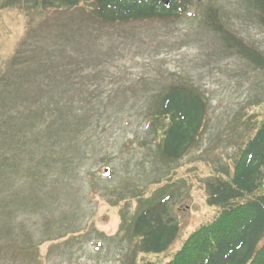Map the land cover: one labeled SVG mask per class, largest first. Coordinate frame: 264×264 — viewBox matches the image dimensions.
<instances>
[{"label":"rangeland","instance_id":"rangeland-1","mask_svg":"<svg viewBox=\"0 0 264 264\" xmlns=\"http://www.w3.org/2000/svg\"><path fill=\"white\" fill-rule=\"evenodd\" d=\"M254 1L196 0L179 17L111 24L86 1L71 10L0 0V155L13 157L0 169V264H166L220 213L208 184L232 177L264 121V70L227 46L208 13L264 55ZM177 83L204 96L207 114L173 161L160 151L156 115ZM41 95L73 101L75 122L55 125L51 145L34 138L48 124L34 133L22 124L43 112ZM164 200L178 235L163 252L147 250L137 217Z\"/></svg>","mask_w":264,"mask_h":264},{"label":"trees","instance_id":"trees-1","mask_svg":"<svg viewBox=\"0 0 264 264\" xmlns=\"http://www.w3.org/2000/svg\"><path fill=\"white\" fill-rule=\"evenodd\" d=\"M83 1L90 4L88 10L93 13L91 17L112 24L179 17L188 12L196 0H61V3L74 10L80 8ZM254 2L264 25V0ZM208 18L228 47L264 70V55L225 29L217 9H210ZM44 98L40 96L41 100ZM40 99L35 101L36 105L41 103ZM45 99L40 116L29 114V118L21 122L31 125L30 133H34L40 123L48 124L47 129L38 132L34 138L51 145L55 125L60 123L67 126L75 122L71 114L74 106L73 101L62 97L54 103L55 107L51 97ZM79 106L83 108L82 104ZM51 112L54 115L51 116ZM206 114V100L194 86L184 83L171 85L161 96L156 115L161 132L159 146L162 155L173 161L186 155L201 136ZM4 116L0 117V125L7 122ZM80 133L81 130L75 136ZM71 136L69 133L67 138ZM15 138L14 135L12 139ZM0 156L3 159L0 169H6L9 167L6 163L13 158L11 151L7 150ZM208 186L211 191L209 203L220 207V213L190 234L166 264H264V121L242 149L232 177L229 180L216 178ZM166 203L167 200L154 204L137 217L136 231L144 236L143 244L147 250L163 252L178 235L179 229Z\"/></svg>","mask_w":264,"mask_h":264}]
</instances>
